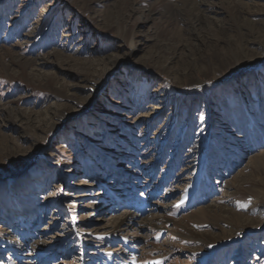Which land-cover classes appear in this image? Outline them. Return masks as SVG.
Returning a JSON list of instances; mask_svg holds the SVG:
<instances>
[{"label":"rangeland","instance_id":"374dc122","mask_svg":"<svg viewBox=\"0 0 264 264\" xmlns=\"http://www.w3.org/2000/svg\"><path fill=\"white\" fill-rule=\"evenodd\" d=\"M184 1L0 0V264H264V0Z\"/></svg>","mask_w":264,"mask_h":264},{"label":"bare ground","instance_id":"6f19581e","mask_svg":"<svg viewBox=\"0 0 264 264\" xmlns=\"http://www.w3.org/2000/svg\"><path fill=\"white\" fill-rule=\"evenodd\" d=\"M185 1H184L185 3L180 5V6L179 5L171 6V9H169L170 10L169 12H172V13H170L169 19L170 18H176L178 16V10L186 9L191 4L190 2H192L193 0H185ZM194 2H196V0H194ZM190 6L194 7V5H190ZM237 14H238L237 17L243 20L241 13L237 12ZM192 24L193 23H186V25L184 26L186 28V31L189 32V31H193L195 29V25H192ZM242 26H243L244 29L243 28H238L237 29V34H239V37H240L239 39H240L241 42H244V41L248 42L250 40V36H252V38H253V37H259V36H261L263 34V28H261V27L259 28L257 23H255L254 21L247 20L246 22H244V24ZM182 43H183V46L185 47L186 44H187V39L185 38L184 42H182ZM36 61L37 60L28 61V62H26L24 64V67H28L29 65H31L33 62H36ZM0 111L9 113L11 110H10V108H8V109L1 108ZM54 111H55L54 109L47 110L45 112V114H44V118L41 121L38 120V122H40V123L45 122V124L48 123V125L51 124L52 123L51 122L52 121V117L54 115Z\"/></svg>","mask_w":264,"mask_h":264}]
</instances>
